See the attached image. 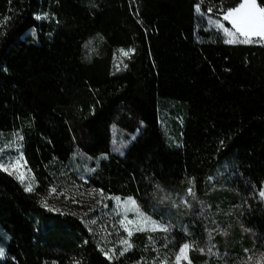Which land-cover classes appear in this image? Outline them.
Listing matches in <instances>:
<instances>
[{
	"label": "trees",
	"instance_id": "1",
	"mask_svg": "<svg viewBox=\"0 0 264 264\" xmlns=\"http://www.w3.org/2000/svg\"><path fill=\"white\" fill-rule=\"evenodd\" d=\"M241 1L0 0V141L17 134L35 178L0 170V264H180L187 242L197 264H264V43L198 30L196 11ZM70 171L155 217L176 201L180 223L108 256L43 200Z\"/></svg>",
	"mask_w": 264,
	"mask_h": 264
},
{
	"label": "rangeland",
	"instance_id": "2",
	"mask_svg": "<svg viewBox=\"0 0 264 264\" xmlns=\"http://www.w3.org/2000/svg\"><path fill=\"white\" fill-rule=\"evenodd\" d=\"M242 2L243 0L241 3ZM256 2L257 5L260 6L257 0ZM196 11L198 15V30L204 28L205 30L217 31L224 35L226 41L229 39L219 25L222 24L223 28L232 29L230 21L217 19L203 11L199 6H197ZM39 19L49 20L50 17L48 14H40ZM232 30L234 31V29ZM29 34H31V36H36V30H31ZM236 38L238 40L245 39L239 34H237ZM250 39L253 41L252 43H264V38L251 37ZM113 128V138L114 141H116V125H113ZM0 152L2 154V165L9 168L7 172L16 177H18L20 173H23L25 177L23 182L27 186L31 184L33 188L35 183L34 173L28 166L20 149L19 138L16 133L12 139L6 140L5 137L0 141ZM17 160H19L20 164L23 166L13 168L12 165ZM78 163V161H75V164ZM225 172V170H222L210 178L212 191L215 190V188H221ZM189 192L192 193L193 191L191 190ZM261 193H264V185ZM262 197L264 198V195H262ZM129 199L135 201V209L132 205L124 203ZM43 200L48 208L79 218L91 232L98 234L101 248L108 256L118 251L125 250V248H130L127 244L122 243L123 241H128V243H130L131 237L128 235V230H131L132 233L138 227L153 231L161 230L166 228L163 219H167L169 222L180 223L179 219L176 218L178 214L174 213L178 212L181 208L178 202H172L169 199V202H171V209L168 207L155 210L154 212L159 216L155 217L146 212L133 195L122 196L96 189L92 186L84 171L75 173L70 171L63 175L61 181L52 186L47 194L43 196ZM144 218H147L149 222L145 223ZM129 221L132 223H128ZM184 245H188L189 247L181 253V249ZM184 245L178 253L180 264H197L193 259L191 244L187 242ZM0 250L3 252L0 258L6 257V252L1 247Z\"/></svg>",
	"mask_w": 264,
	"mask_h": 264
},
{
	"label": "snow or ice",
	"instance_id": "3",
	"mask_svg": "<svg viewBox=\"0 0 264 264\" xmlns=\"http://www.w3.org/2000/svg\"><path fill=\"white\" fill-rule=\"evenodd\" d=\"M223 19L230 21L232 25V29H234L233 31L232 29L223 28L222 24L219 25L224 30L226 35L229 37V39L226 41L227 43H236V42L252 43L253 41L250 39L251 37L264 38V7L258 6L256 0H243V2L238 7L228 10L224 14ZM237 34L243 36L245 39L238 40L236 38ZM130 51H134V50H130ZM123 55L127 56L129 55V52H124ZM22 166L23 165L20 164L19 160H17L12 165L13 168H19ZM0 170L9 171V168L0 165ZM17 178L20 179L22 182L25 179L23 173H20ZM26 190L27 191L33 190L31 184H29L26 187ZM261 195H264V193H261ZM124 203L132 205L134 209L136 208L135 201L131 199L125 201ZM144 222L148 223L149 221L147 220V218H144ZM128 223H132V222L129 221ZM137 230H144V229L143 227H138ZM128 235L129 237H131L132 235L131 230H128ZM122 243H125L127 244L128 247H131V244L128 243V241H123ZM188 247H189L188 245H184L183 248L181 249V253L187 250ZM126 250L127 248H125V251ZM0 255H3L2 250H0Z\"/></svg>",
	"mask_w": 264,
	"mask_h": 264
}]
</instances>
